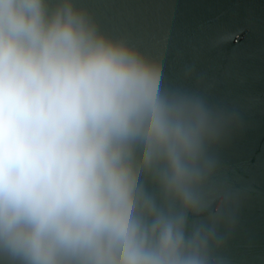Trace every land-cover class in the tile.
<instances>
[{
    "label": "clouds",
    "instance_id": "9594fccd",
    "mask_svg": "<svg viewBox=\"0 0 264 264\" xmlns=\"http://www.w3.org/2000/svg\"><path fill=\"white\" fill-rule=\"evenodd\" d=\"M161 80L74 0H0V264H217L225 118Z\"/></svg>",
    "mask_w": 264,
    "mask_h": 264
},
{
    "label": "water",
    "instance_id": "95a60500",
    "mask_svg": "<svg viewBox=\"0 0 264 264\" xmlns=\"http://www.w3.org/2000/svg\"><path fill=\"white\" fill-rule=\"evenodd\" d=\"M74 3L102 32L155 60L162 87L200 95L223 113L225 133L209 149L212 187L227 207L214 255L217 264H264V0ZM141 179L151 190L150 177Z\"/></svg>",
    "mask_w": 264,
    "mask_h": 264
}]
</instances>
